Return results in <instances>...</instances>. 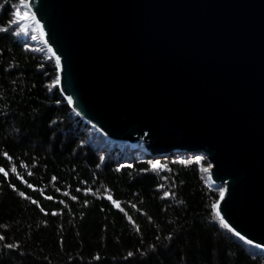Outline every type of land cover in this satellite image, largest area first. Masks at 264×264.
<instances>
[{"label":"water","instance_id":"obj_1","mask_svg":"<svg viewBox=\"0 0 264 264\" xmlns=\"http://www.w3.org/2000/svg\"><path fill=\"white\" fill-rule=\"evenodd\" d=\"M27 7L76 115L152 158L203 154L219 218L264 250V0Z\"/></svg>","mask_w":264,"mask_h":264},{"label":"trees","instance_id":"obj_2","mask_svg":"<svg viewBox=\"0 0 264 264\" xmlns=\"http://www.w3.org/2000/svg\"><path fill=\"white\" fill-rule=\"evenodd\" d=\"M19 1L0 0V264H264L216 216L203 154L152 158L76 115Z\"/></svg>","mask_w":264,"mask_h":264},{"label":"rangeland","instance_id":"obj_3","mask_svg":"<svg viewBox=\"0 0 264 264\" xmlns=\"http://www.w3.org/2000/svg\"><path fill=\"white\" fill-rule=\"evenodd\" d=\"M19 5H20V7L15 12V18L18 20L19 24H21V27L23 29L30 28L33 31V35L36 37V39L39 38L40 39L39 41H41L43 43L42 39L40 38V35H39V32H38L36 23H35V21H34V19L32 17V14L30 13V11H29V9L27 7V0H20L19 1ZM43 47L45 49H48L45 44H44ZM47 51H46V53H49L50 54V52L49 51L47 52ZM141 143H142V141H141ZM142 145H144V144L142 143ZM187 154H189V153H187ZM210 167H211V165L209 164V166L205 169L206 171L204 170V172L206 173V175H207L208 178H209V169H210ZM215 186H217V185H215ZM217 187L222 191V187L221 186L220 187L217 186Z\"/></svg>","mask_w":264,"mask_h":264},{"label":"snow or ice","instance_id":"obj_4","mask_svg":"<svg viewBox=\"0 0 264 264\" xmlns=\"http://www.w3.org/2000/svg\"><path fill=\"white\" fill-rule=\"evenodd\" d=\"M33 39H35L34 36H33ZM49 51H51V49H49ZM57 64L59 65V61H57ZM57 82H58V80H57ZM69 103H71V101H69ZM152 167L155 169V168L157 167V164H153ZM205 171H206V170H205ZM29 186L31 187V185H29ZM21 195H23V194H21ZM223 195H224V193L221 192V193H220L221 198H223ZM48 199H51V197H48ZM109 199H111V197H109ZM33 203H35V201H33ZM116 206L119 207L118 204H117ZM213 207H215V205H214ZM216 216L219 217V212L216 213ZM220 223H221V225H223L225 228H228V225L225 224L223 220H220ZM229 231H231V229H229Z\"/></svg>","mask_w":264,"mask_h":264},{"label":"bare ground","instance_id":"obj_5","mask_svg":"<svg viewBox=\"0 0 264 264\" xmlns=\"http://www.w3.org/2000/svg\"><path fill=\"white\" fill-rule=\"evenodd\" d=\"M150 153V152H149Z\"/></svg>","mask_w":264,"mask_h":264}]
</instances>
